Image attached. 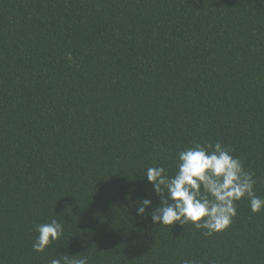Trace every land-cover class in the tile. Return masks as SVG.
<instances>
[{
  "label": "trees",
  "instance_id": "1",
  "mask_svg": "<svg viewBox=\"0 0 264 264\" xmlns=\"http://www.w3.org/2000/svg\"><path fill=\"white\" fill-rule=\"evenodd\" d=\"M217 142L264 198V0H0V264H264L247 199L211 236L136 213Z\"/></svg>",
  "mask_w": 264,
  "mask_h": 264
},
{
  "label": "clouds",
  "instance_id": "2",
  "mask_svg": "<svg viewBox=\"0 0 264 264\" xmlns=\"http://www.w3.org/2000/svg\"><path fill=\"white\" fill-rule=\"evenodd\" d=\"M69 60L71 56L69 55ZM147 181L159 203L143 198L136 208L138 216L147 215L155 225H195L211 236L226 230L237 215V202L247 199L253 213L264 210V198L256 195L253 174L222 143L194 144L177 154L174 175L163 167H149ZM151 208L150 212L146 209ZM38 235L32 244L35 252H44L64 233L55 218L36 226ZM51 264H88V257L54 258Z\"/></svg>",
  "mask_w": 264,
  "mask_h": 264
}]
</instances>
